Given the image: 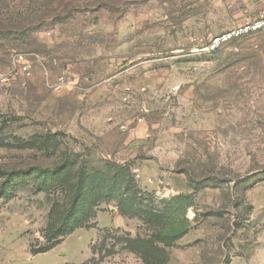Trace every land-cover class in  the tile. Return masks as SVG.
<instances>
[{"label":"rangeland","instance_id":"rangeland-1","mask_svg":"<svg viewBox=\"0 0 264 264\" xmlns=\"http://www.w3.org/2000/svg\"><path fill=\"white\" fill-rule=\"evenodd\" d=\"M36 2L55 13L0 37V169L67 152L124 165L144 214L102 202L42 252L66 193L28 184L0 197V264H147L126 246L137 236L157 246L150 264H264V30L204 49L229 6L264 0ZM15 6L34 5L0 0V17ZM52 135L55 152L39 141Z\"/></svg>","mask_w":264,"mask_h":264},{"label":"trees","instance_id":"trees-1","mask_svg":"<svg viewBox=\"0 0 264 264\" xmlns=\"http://www.w3.org/2000/svg\"><path fill=\"white\" fill-rule=\"evenodd\" d=\"M36 1L38 0H31L34 5L31 9L22 10L15 6L10 18L0 17V37L13 35L21 37L25 35L21 29L23 24H33L42 17L47 18L55 13V10L48 7L35 8ZM53 136L39 138L45 150L55 152L59 149V144L55 138H52ZM37 141L38 139L32 142L19 141L15 146H34L38 143ZM61 156L49 165L35 163L14 167L7 171L0 169V197L10 199L20 187H26L28 184H31L37 192L60 187L66 193L51 208L49 215L51 221L47 230L49 244L40 251L46 252L53 249L65 236L79 228L92 227V220L97 215V208L102 202L117 200V207L123 215L133 217L144 214L143 210L135 205L133 198L129 197L133 193L134 184L127 166L108 162L105 167L100 168L82 159L80 154L67 152ZM159 234L162 233L157 232L158 240L166 242V235L159 236ZM180 236L181 231L175 232L170 241H175ZM153 242L152 238L137 236L127 238L126 246L140 254L143 260L150 264L151 250L157 247ZM33 253L38 252L33 250Z\"/></svg>","mask_w":264,"mask_h":264},{"label":"built area","instance_id":"built-area-1","mask_svg":"<svg viewBox=\"0 0 264 264\" xmlns=\"http://www.w3.org/2000/svg\"><path fill=\"white\" fill-rule=\"evenodd\" d=\"M264 30V12H260L256 17L232 26L229 29L213 34L207 46V51H215L220 46L227 44L240 37L247 36ZM26 54H18L15 61L23 70H28L29 62ZM63 78V77H60Z\"/></svg>","mask_w":264,"mask_h":264},{"label":"crops","instance_id":"crops-1","mask_svg":"<svg viewBox=\"0 0 264 264\" xmlns=\"http://www.w3.org/2000/svg\"><path fill=\"white\" fill-rule=\"evenodd\" d=\"M240 1H244V0H240ZM255 6H252V8H254ZM251 7L249 8H245V7H241V6H229V9L227 12V15H225L224 17H222L221 22H215L213 23L214 26V31H223L226 29L231 28L232 26L239 24L241 22H244L246 20L252 19L254 17H256L258 15V13L260 12H264V9H261L259 12L256 11L255 9H252ZM218 20V21H219ZM220 31V32H221ZM219 33V32H217ZM215 34V33H213ZM211 34L210 37L213 35Z\"/></svg>","mask_w":264,"mask_h":264}]
</instances>
